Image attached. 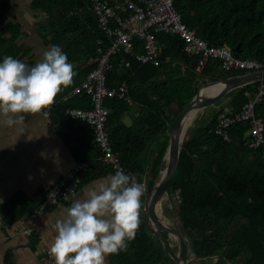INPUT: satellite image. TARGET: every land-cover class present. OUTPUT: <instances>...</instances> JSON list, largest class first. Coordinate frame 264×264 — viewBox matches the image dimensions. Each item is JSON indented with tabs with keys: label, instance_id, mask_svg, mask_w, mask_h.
Here are the masks:
<instances>
[{
	"label": "trees",
	"instance_id": "trees-1",
	"mask_svg": "<svg viewBox=\"0 0 264 264\" xmlns=\"http://www.w3.org/2000/svg\"><path fill=\"white\" fill-rule=\"evenodd\" d=\"M131 2L140 0L127 1L120 10L122 16H129ZM173 2L187 27L209 46L228 47L238 58L264 63V0ZM33 6L44 14L40 22L44 37L51 46L62 48L77 73L74 83L45 111L50 112L75 159L88 163L79 174L86 184L112 171L102 162L93 127L65 114L68 107L90 108V96L81 93L66 101L64 97L96 68L99 48L105 51L112 40L100 29L91 0H34ZM157 37L163 47L158 65L141 63L124 52L111 56L107 84L110 88L125 85L128 98L106 97L103 102L110 109L106 130L113 149L124 168L143 185L146 177L153 183L163 168L171 125L198 93L199 80L218 81L246 73L226 71L215 58L198 73L200 56L185 52L181 36L159 33ZM134 51H144L138 38ZM260 84L252 82L230 91L224 97L229 99L227 106L240 111ZM174 105L178 110L170 112ZM223 110L216 109L203 126L188 131L170 194L178 195L181 226L195 258L218 256L232 264H264V146L252 149L244 145L250 130L247 122L229 128L230 141L218 135L217 119ZM255 113L264 121V99L256 103ZM145 195L146 190L142 207ZM140 220L135 239L118 253V264H164L161 240L152 237L142 214Z\"/></svg>",
	"mask_w": 264,
	"mask_h": 264
},
{
	"label": "crops",
	"instance_id": "crops-1",
	"mask_svg": "<svg viewBox=\"0 0 264 264\" xmlns=\"http://www.w3.org/2000/svg\"><path fill=\"white\" fill-rule=\"evenodd\" d=\"M127 1L120 0L121 7L125 8ZM33 3L34 0H0V62L6 56H12L34 66L50 48L48 38L40 30L44 14L36 10ZM21 115H24L23 120L9 125V117L0 114V264H42L41 255L51 247L57 235L54 225L57 220L65 218L73 199L71 195L55 206L40 207L52 185L63 180L78 161L50 113ZM113 175L110 172L83 184L75 192V197L87 198L91 192H99ZM176 198L177 193L164 198L160 216L165 223L179 225L183 229L179 210L175 213L173 209L172 201ZM38 209L36 226H32V214ZM142 216L152 237L163 244L162 239L152 232L148 214ZM163 236L175 260L179 243L167 232H163ZM117 257L118 253L107 256L106 264H118ZM164 264L174 263L166 256ZM188 264L232 263L214 256L204 259L194 257Z\"/></svg>",
	"mask_w": 264,
	"mask_h": 264
},
{
	"label": "built area",
	"instance_id": "built-area-1",
	"mask_svg": "<svg viewBox=\"0 0 264 264\" xmlns=\"http://www.w3.org/2000/svg\"><path fill=\"white\" fill-rule=\"evenodd\" d=\"M93 11L98 18L100 29L112 40L111 45L104 51L99 48L101 55L95 69L89 72L86 79L70 94L64 97V101L71 96L85 93L91 98V107H68L65 114L72 119H80L93 127L94 143L102 152V162L114 173L122 171L126 175H132L124 168L120 157L115 153L106 130V122L110 114V109L104 106L106 97L118 96L127 97V87L110 88L107 84V75L112 65L110 58L120 52H124L131 58H135L141 63H152L158 65L161 62L163 47L158 42L159 33L177 34L184 39L185 52L191 55H198L199 61L197 70L201 71L210 58L220 60L222 68L226 71L245 70L246 73L264 72V63L254 59H241L231 52L228 47L209 46L206 40L199 37L194 30H190L183 22L181 14L176 9L173 0H140L139 2L129 3L130 14L128 17L121 15L120 0H91ZM140 22L141 26H136ZM138 38L142 41L144 51L136 54L134 42ZM98 43H101L99 41ZM177 64L173 61V66ZM185 70V66H182ZM258 87L257 93L251 95L240 111H233L224 108L219 113L217 119L216 133L224 140L230 141L229 128L235 123L247 122L250 130L244 138V145L255 149L264 146V121L255 113V105L264 99V83ZM49 115V111H46ZM88 167L87 162H78L74 169L65 178L48 190L41 208L55 206L61 203L65 196L71 197L83 185L80 172ZM54 194V196H50ZM39 209L32 214L31 224L36 226L35 219L38 217ZM50 248L44 250L41 255L42 264H55L54 258L50 255Z\"/></svg>",
	"mask_w": 264,
	"mask_h": 264
},
{
	"label": "clouds",
	"instance_id": "clouds-1",
	"mask_svg": "<svg viewBox=\"0 0 264 264\" xmlns=\"http://www.w3.org/2000/svg\"><path fill=\"white\" fill-rule=\"evenodd\" d=\"M76 75L67 54L56 45L34 66L6 56L0 62V114L9 117V125L23 120L21 114L46 115ZM144 192L142 183L122 171L87 198H76L72 191L65 218L54 225L57 235L49 252L55 264H106L107 256L126 251L139 230Z\"/></svg>",
	"mask_w": 264,
	"mask_h": 264
},
{
	"label": "water",
	"instance_id": "water-1",
	"mask_svg": "<svg viewBox=\"0 0 264 264\" xmlns=\"http://www.w3.org/2000/svg\"><path fill=\"white\" fill-rule=\"evenodd\" d=\"M257 81H264V72L245 73L242 75L229 76L218 81H211L204 86L207 87L216 84H220L221 86L219 90L207 97H203L201 93L202 88L199 89L194 99L184 107L171 125L169 131L170 143L163 158V168L159 175L153 183H151L149 177H146L144 186L147 194L141 213L148 214L152 224V232L162 239L165 254L171 258L174 264H188L190 261L194 260V256L188 248L185 229H181L179 225L165 223L160 216L162 202L166 196L170 195V186L175 184L174 178L180 165L185 140L188 138V130L185 132L183 138H181V126L192 112L198 113L201 109L216 104L230 91ZM163 232H167L174 236L179 243V253L175 260L170 255L169 245L163 236Z\"/></svg>",
	"mask_w": 264,
	"mask_h": 264
},
{
	"label": "rangeland",
	"instance_id": "rangeland-1",
	"mask_svg": "<svg viewBox=\"0 0 264 264\" xmlns=\"http://www.w3.org/2000/svg\"><path fill=\"white\" fill-rule=\"evenodd\" d=\"M135 25L139 27V26H141V23H140V22H136ZM198 61H199V60H198ZM202 70H203V69H202ZM202 70H201V71H202ZM196 71H197L198 73H201V71H198V70H197V66H196ZM199 82H200V89H201L204 85L208 84V83L211 82V81H209V80H207V79H205V78H201V79L199 80ZM202 95H203V97H207V96H209V95H211V94H209V93H204V94H202ZM228 101H229L228 98H225V99L223 98V99H221L220 101H218L216 104L211 105V106H208V107H206V108H204V109H201V110L197 113V116H196V118L194 119V121L191 123V125H190L188 131H189V130H192V128H194L195 125H196L197 127H199V126H203V125L205 124V122H206L211 116H213V114L215 113L216 109H220V110H221L222 108H230V107L227 106ZM175 110H178V106H177V105H174V106L171 108L170 112H171V111H175ZM170 118H174V115L170 116ZM172 202H173V209H175L174 212L177 213V210H178V208H179V206H178V205H179V199L176 198V199H174Z\"/></svg>",
	"mask_w": 264,
	"mask_h": 264
},
{
	"label": "bare ground",
	"instance_id": "bare-ground-1",
	"mask_svg": "<svg viewBox=\"0 0 264 264\" xmlns=\"http://www.w3.org/2000/svg\"><path fill=\"white\" fill-rule=\"evenodd\" d=\"M220 84H216V85H211V86H203L201 89V93H209V94H213L215 93L217 90L220 89ZM197 113L196 112H192L186 120H184L182 126H181V131H180V135L181 138H183V136L185 135V132L189 129L191 123L194 121V119L196 118Z\"/></svg>",
	"mask_w": 264,
	"mask_h": 264
}]
</instances>
